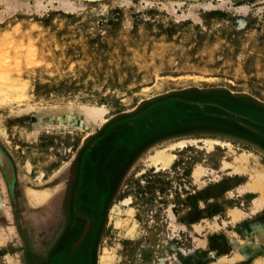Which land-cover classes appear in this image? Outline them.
Returning <instances> with one entry per match:
<instances>
[{
    "label": "rangeland",
    "instance_id": "rangeland-1",
    "mask_svg": "<svg viewBox=\"0 0 264 264\" xmlns=\"http://www.w3.org/2000/svg\"><path fill=\"white\" fill-rule=\"evenodd\" d=\"M256 139L264 0H0V264H47L81 179L89 264H264V189L232 169L264 172Z\"/></svg>",
    "mask_w": 264,
    "mask_h": 264
},
{
    "label": "flooded vegetation",
    "instance_id": "flooded-vegetation-1",
    "mask_svg": "<svg viewBox=\"0 0 264 264\" xmlns=\"http://www.w3.org/2000/svg\"><path fill=\"white\" fill-rule=\"evenodd\" d=\"M257 144L264 148V140L256 139ZM87 181L78 183L75 194L70 201L69 212L66 216L64 230L57 242L48 247L47 264H89L90 250L92 248V238L95 234L97 222L101 211L98 200L83 195ZM89 184V183H88ZM77 214L87 218L78 217ZM89 223V224H88ZM88 228V232L81 244L71 253L73 245L81 234Z\"/></svg>",
    "mask_w": 264,
    "mask_h": 264
},
{
    "label": "bare ground",
    "instance_id": "bare-ground-1",
    "mask_svg": "<svg viewBox=\"0 0 264 264\" xmlns=\"http://www.w3.org/2000/svg\"><path fill=\"white\" fill-rule=\"evenodd\" d=\"M73 105H75V104H73ZM62 110H63V108H62ZM33 112H34V110H33ZM70 114H72V113H70ZM106 114H107V110L104 107H90V108L88 107V108H83L82 111H80V112H77L75 119L77 122H79L80 115H82L83 117H85L86 120H89V121L93 122L94 124L96 122L104 123V122H106V120H105ZM205 142L207 144L208 150H210L214 146V144H221L217 141H211V140H208V141L206 140ZM224 144H228V143H224ZM184 145H185V142H179L176 145L172 144V146H170L168 148H165L162 150L160 149V151L158 150L155 154H153L150 158H148L149 160L147 163V167L153 168V169H155V171H165V170L169 169L174 164L175 159H176L172 150L175 148V146L182 147ZM228 146H230V145H228ZM256 163H258V162H256ZM232 166L233 165H231V167ZM6 168H8V169L10 168V165L8 162H7ZM232 169L234 170L235 173H238L241 175L246 174L248 172L250 174L251 173L250 171H253V173L255 175L253 176L254 177V180H253L254 185L253 184L252 185L254 187L251 186L250 188H252L253 190H260L262 193V189H264V172L258 171L257 168L254 167L253 162L251 161L250 158H247V157L237 158L235 160V163H234V166L232 167ZM10 178H12L11 174H10ZM28 196H29L28 198L31 200V203L34 202L35 204H43L48 199L49 194L47 192H45V193L44 192H33L31 194L28 193ZM261 197L262 198L259 199L258 201L256 200L257 202L255 201L256 202V209L264 206V198H263V196H261ZM128 201L129 200H126L125 203H127Z\"/></svg>",
    "mask_w": 264,
    "mask_h": 264
},
{
    "label": "water",
    "instance_id": "water-1",
    "mask_svg": "<svg viewBox=\"0 0 264 264\" xmlns=\"http://www.w3.org/2000/svg\"><path fill=\"white\" fill-rule=\"evenodd\" d=\"M7 159L6 157L2 154V152L0 151V168L6 172L7 174V178L10 179V174H11V169L9 168H6V165H7ZM88 229V228H87ZM86 229V231H87ZM85 231V232H86Z\"/></svg>",
    "mask_w": 264,
    "mask_h": 264
}]
</instances>
